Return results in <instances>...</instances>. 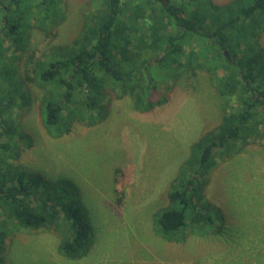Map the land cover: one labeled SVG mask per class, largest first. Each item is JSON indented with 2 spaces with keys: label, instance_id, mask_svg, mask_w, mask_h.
<instances>
[{
  "label": "trees",
  "instance_id": "1",
  "mask_svg": "<svg viewBox=\"0 0 264 264\" xmlns=\"http://www.w3.org/2000/svg\"><path fill=\"white\" fill-rule=\"evenodd\" d=\"M60 2L0 0V252L12 223L58 233V249L71 259L92 244L77 185L21 162L23 144L32 139L13 114L32 101L29 79L42 91V126L57 138L75 123L103 121L114 96L128 95L134 109L148 112L169 99L163 78L206 72L225 101L221 122L191 143L153 224L157 235L175 242L224 233L228 217L206 188L219 155L264 144V0H96L73 41L28 56L25 77L18 62L32 30L56 24ZM231 102L237 107L228 111Z\"/></svg>",
  "mask_w": 264,
  "mask_h": 264
},
{
  "label": "rangeland",
  "instance_id": "2",
  "mask_svg": "<svg viewBox=\"0 0 264 264\" xmlns=\"http://www.w3.org/2000/svg\"><path fill=\"white\" fill-rule=\"evenodd\" d=\"M95 1L61 0L57 23L49 30L33 28L29 48L18 62L23 76L28 75L29 55L43 57L52 46L77 37ZM28 86L30 105L13 114L32 139L31 146L23 144L21 162L77 185L90 217L92 244L86 255L71 259L59 251L58 233L12 223L0 252L2 264H264L263 140L217 157L206 196L226 212L224 233L190 234L175 242L154 231L153 215L168 204L169 183L191 143L218 126L224 113L225 101L206 72L163 78L169 99L148 112L134 109L128 95L114 96L103 121L75 123L57 138L40 121L41 88L30 79ZM236 107L231 102L227 110Z\"/></svg>",
  "mask_w": 264,
  "mask_h": 264
},
{
  "label": "water",
  "instance_id": "3",
  "mask_svg": "<svg viewBox=\"0 0 264 264\" xmlns=\"http://www.w3.org/2000/svg\"><path fill=\"white\" fill-rule=\"evenodd\" d=\"M228 53V52H227Z\"/></svg>",
  "mask_w": 264,
  "mask_h": 264
}]
</instances>
